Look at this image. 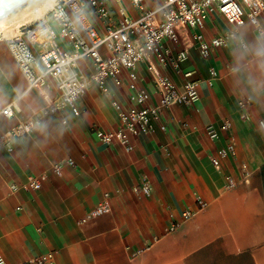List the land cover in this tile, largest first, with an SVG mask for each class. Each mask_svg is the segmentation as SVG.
I'll list each match as a JSON object with an SVG mask.
<instances>
[{"label":"crops","instance_id":"obj_1","mask_svg":"<svg viewBox=\"0 0 264 264\" xmlns=\"http://www.w3.org/2000/svg\"><path fill=\"white\" fill-rule=\"evenodd\" d=\"M116 8L114 0H109ZM264 29V13L261 16ZM228 27L221 14L212 16L204 33L208 38ZM238 41L215 49L205 59L198 49L189 53L183 67L195 71L199 100L192 106L174 105L163 110L157 129L132 139L133 150L120 144L107 145L98 129H118L120 121L112 100H128L124 85H111V94L92 84L79 104L85 112L69 110L45 117L24 139L14 140L13 149L0 148V252L10 264H20L47 252L55 264H264V35L251 24L240 31ZM65 48L66 40L60 39ZM148 63L156 73L168 75L177 84L182 77L163 68L152 57L139 67L140 84L154 91ZM91 73L89 59L80 61ZM211 68L218 76L209 84ZM27 80L0 37V111L26 89ZM250 97V119L242 117L238 102ZM156 100V99H154ZM37 89L19 100L20 119L46 105ZM67 120V124L62 122ZM232 122L230 135L237 155L211 162L218 148L227 144L225 133L217 140L207 135V126ZM17 122L0 114V135ZM166 126L165 130L160 125ZM73 166L56 174L51 167L62 159ZM247 163L250 181L240 176ZM47 173L41 188L13 192L11 183L23 184L29 177ZM238 180L225 188V175ZM150 183V195L134 188ZM106 193L112 210L82 222ZM206 206L199 208L197 198ZM185 211L193 216L182 221ZM174 221L179 228L169 232Z\"/></svg>","mask_w":264,"mask_h":264},{"label":"built area","instance_id":"obj_2","mask_svg":"<svg viewBox=\"0 0 264 264\" xmlns=\"http://www.w3.org/2000/svg\"><path fill=\"white\" fill-rule=\"evenodd\" d=\"M112 8L109 0H56L47 16L30 23L20 24L12 34L0 31V37L8 44L9 50L27 80L25 91L6 105L0 114L6 118H16L17 122L0 135V148L14 140L24 139L41 125L43 119L52 114H62L69 110L80 116L85 112L79 104L92 84L104 94H111V85L122 87L125 76L129 90L128 100H112L120 126L105 131L98 129L96 135L107 145L120 144L127 152L133 150L132 139L150 135L157 129L163 110L174 105L192 106L200 98L199 80L195 71L183 67L193 49H198L201 57L209 58L215 49L226 48L238 41L242 47L246 43L240 38L241 29L248 23L264 35L261 16L264 0H114ZM221 14L227 29L214 37L204 33L207 21ZM60 39L66 40L70 48H65ZM152 57L159 66L171 68L182 77L177 84L166 74L155 72L154 64L148 63L153 77L154 91L141 86L139 67ZM89 59L91 73H87L80 61ZM209 84L218 76L211 68ZM37 89L46 100V105L34 115L20 119L19 100L31 90ZM156 99V100H154ZM250 97H243L238 105L242 117L250 119L248 105ZM62 122L67 124V120ZM259 125L264 132V121ZM166 129L164 124L160 125ZM232 122L224 120L220 125L207 126L211 140L228 137L227 144L218 148L211 156L216 168H221L224 160L237 155L235 138L230 135ZM71 158L62 159L51 167L61 174L65 166H73ZM240 176L245 183L250 181L247 163L240 165ZM47 173L29 177L23 184L11 183L13 192L21 189L29 191L41 188ZM225 188L232 189L238 184L237 178L225 175ZM136 193L150 195V183L134 188ZM199 208L206 202L197 198ZM110 194L106 193L94 209L83 217L87 222L111 212ZM193 216L185 211L182 221ZM180 221H174L169 232L177 230ZM0 264H10L0 252ZM20 264H55V254L47 252Z\"/></svg>","mask_w":264,"mask_h":264},{"label":"bare ground","instance_id":"obj_3","mask_svg":"<svg viewBox=\"0 0 264 264\" xmlns=\"http://www.w3.org/2000/svg\"><path fill=\"white\" fill-rule=\"evenodd\" d=\"M54 1L56 0H36L31 7L22 10L5 23L0 24V30L6 34H12L20 24L33 18L36 19L45 13Z\"/></svg>","mask_w":264,"mask_h":264},{"label":"water","instance_id":"obj_4","mask_svg":"<svg viewBox=\"0 0 264 264\" xmlns=\"http://www.w3.org/2000/svg\"><path fill=\"white\" fill-rule=\"evenodd\" d=\"M35 1L36 0H0V24L5 23Z\"/></svg>","mask_w":264,"mask_h":264},{"label":"rangeland","instance_id":"obj_5","mask_svg":"<svg viewBox=\"0 0 264 264\" xmlns=\"http://www.w3.org/2000/svg\"><path fill=\"white\" fill-rule=\"evenodd\" d=\"M54 2H55V1H54ZM54 2L52 3V5L48 8V10H47L45 13H43L41 16H38L36 19H39V18H41V17H43V16H47V15L49 14V11H50V9L52 8ZM33 4H34V3H33ZM33 4H30V5L26 6L24 9H27V8L31 7ZM24 9H23V10H24ZM21 11H22V10H21ZM21 11H20V12H21ZM20 12H18V13H20ZM18 13H17V14H18ZM36 19L33 18V19H30L29 21L24 22V23H30V22H32V21H35ZM16 29H17V28H16ZM0 31H1V30H0Z\"/></svg>","mask_w":264,"mask_h":264}]
</instances>
